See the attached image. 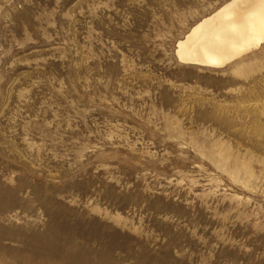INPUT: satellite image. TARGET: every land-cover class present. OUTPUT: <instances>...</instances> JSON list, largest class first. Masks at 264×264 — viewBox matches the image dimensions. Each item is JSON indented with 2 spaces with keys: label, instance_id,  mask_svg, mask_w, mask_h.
<instances>
[{
  "label": "rangeland",
  "instance_id": "1",
  "mask_svg": "<svg viewBox=\"0 0 264 264\" xmlns=\"http://www.w3.org/2000/svg\"><path fill=\"white\" fill-rule=\"evenodd\" d=\"M228 0H0V264H264V44L177 43Z\"/></svg>",
  "mask_w": 264,
  "mask_h": 264
},
{
  "label": "bare ground",
  "instance_id": "2",
  "mask_svg": "<svg viewBox=\"0 0 264 264\" xmlns=\"http://www.w3.org/2000/svg\"><path fill=\"white\" fill-rule=\"evenodd\" d=\"M264 44V0H228L178 41L179 61L223 69Z\"/></svg>",
  "mask_w": 264,
  "mask_h": 264
}]
</instances>
